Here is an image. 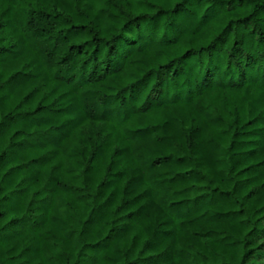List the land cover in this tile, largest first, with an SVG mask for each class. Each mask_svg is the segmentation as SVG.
Instances as JSON below:
<instances>
[{
    "label": "trees",
    "instance_id": "trees-1",
    "mask_svg": "<svg viewBox=\"0 0 264 264\" xmlns=\"http://www.w3.org/2000/svg\"><path fill=\"white\" fill-rule=\"evenodd\" d=\"M0 264H264V0H0Z\"/></svg>",
    "mask_w": 264,
    "mask_h": 264
}]
</instances>
